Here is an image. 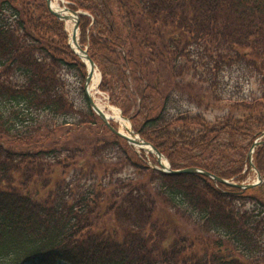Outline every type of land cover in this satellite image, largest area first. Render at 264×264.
<instances>
[{"label": "trees", "instance_id": "16d2710c", "mask_svg": "<svg viewBox=\"0 0 264 264\" xmlns=\"http://www.w3.org/2000/svg\"><path fill=\"white\" fill-rule=\"evenodd\" d=\"M63 1L99 90L172 170L247 180L264 135V0ZM68 41L46 0H0V264H264V182L151 168L71 99L65 75L86 68ZM236 69L258 93L218 92ZM253 163L264 180V145Z\"/></svg>", "mask_w": 264, "mask_h": 264}, {"label": "water", "instance_id": "95a60500", "mask_svg": "<svg viewBox=\"0 0 264 264\" xmlns=\"http://www.w3.org/2000/svg\"><path fill=\"white\" fill-rule=\"evenodd\" d=\"M59 1L62 4L64 3L63 0H59ZM46 3H47L48 9L51 12V14H53L58 20L65 22V23H67V22L72 23V31L69 35V46L73 50V52L76 55H78L84 61L86 68H87V74H86L84 88H83L85 96H86L88 103H89L91 109L93 110V112L98 115V117L110 129V131L113 134H115L116 136H118L120 138H123L130 145L138 147L139 149H143V150L147 151L148 153H152L155 156V158H156V160L160 166V168L158 170L165 172L167 174H174V175L201 174V175H204L206 177L211 178L215 183H221V184L233 186V187H236L239 189H251L257 185H260L262 178H261V175L259 174V172L257 171V169L254 167L252 160H253V153H254L255 149L260 145H264V141H255L253 143L249 153H248L249 166H250L251 170L255 172L257 181L254 183H251V184L238 185V184L230 183L228 181L219 179V178H217V177H215V176H213V175H211L205 171L197 169V168H184V169H180V170H172L170 167V163L168 162L167 158L162 153H160L154 146H152L151 144H149L148 142L143 140L139 136L138 132H135L133 130L129 118H125L122 115H120L122 117V119L125 120L126 122H128V124L130 126V128L127 130V134H125L124 132H121L119 129L117 130V129L113 128L109 123V121L112 118L107 116L105 113H103V111L99 108V106H97V104L94 102V100L91 96L90 88H91L93 75H94L95 71L97 70L98 75H99L98 83H100L101 72L96 67L93 60L90 59L88 52H87V48L83 49L79 43V37H78L79 36V12L72 11L66 6L56 7L53 5V0H46ZM98 85H97V90H98Z\"/></svg>", "mask_w": 264, "mask_h": 264}, {"label": "rangeland", "instance_id": "374dc122", "mask_svg": "<svg viewBox=\"0 0 264 264\" xmlns=\"http://www.w3.org/2000/svg\"><path fill=\"white\" fill-rule=\"evenodd\" d=\"M56 3H57V6L62 7L61 2L59 0H57ZM65 29L68 32V34L70 35V33L72 31V23L71 22L66 23ZM85 68H86V66H85ZM97 73H98V71H97ZM65 81H66L67 88H68L69 95H70L71 99L75 102V104L78 108H84L86 106L85 95L83 92V85H84L85 80L82 79L76 73L71 72V73H66ZM237 82H238V87H236ZM220 91L223 94H225L224 95L225 97L228 96V97H232L234 99L237 97L249 98V97H251L252 94L258 93V84H257L254 77L248 78V75L245 74V76H244L239 71V69H236V70H233V72H231V73L225 74V79H224L223 83H221L218 92H220ZM91 94H92V98H93L94 102L97 104V106H99V108H101V110L106 115L111 114L109 107H113V108L117 109L121 115V112L118 108L111 106L107 102V96L105 94H102L101 92L97 91V89L92 90ZM224 104H226V103H224ZM224 104L220 105L219 108L213 109L212 112L209 111L206 115V116H208L207 118L213 120L216 116H220L221 114H223L224 110L226 109ZM113 127H115L116 129H119L121 132H124L125 134H127L126 130H124L122 128V123L120 121L114 119V118H113ZM129 128H130V126H129ZM104 133L106 134V136L109 137V133H107L106 131H104ZM136 148H138V147H136ZM115 161L116 160L107 161V162L113 163ZM149 164L152 167L155 166L153 161H149ZM129 168L130 167L126 168L122 172V176H127L134 171V169H132V168L129 169ZM132 176H136V175L132 174ZM254 182H256V175H255L254 171H251L249 177L247 178L246 184H251Z\"/></svg>", "mask_w": 264, "mask_h": 264}, {"label": "bare ground", "instance_id": "6f19581e", "mask_svg": "<svg viewBox=\"0 0 264 264\" xmlns=\"http://www.w3.org/2000/svg\"><path fill=\"white\" fill-rule=\"evenodd\" d=\"M56 2H57V0H53V5L56 6V7H58ZM98 80H99V75H98L97 71H95V73L93 75V78H92V83H91L90 91H92L94 89L95 90L97 89ZM109 108H110L111 114L108 115V116L111 117V118H114V119H116L118 121H120L122 123V128L124 130L129 129L128 123L125 122V120H123L121 118L119 111L117 109H115V108H111V107H109Z\"/></svg>", "mask_w": 264, "mask_h": 264}]
</instances>
